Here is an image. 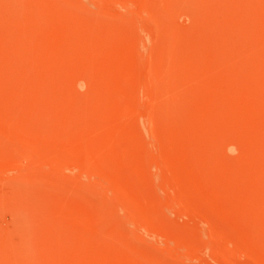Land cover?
<instances>
[{
  "label": "rangeland",
  "instance_id": "obj_1",
  "mask_svg": "<svg viewBox=\"0 0 264 264\" xmlns=\"http://www.w3.org/2000/svg\"><path fill=\"white\" fill-rule=\"evenodd\" d=\"M0 264H264V0H0Z\"/></svg>",
  "mask_w": 264,
  "mask_h": 264
}]
</instances>
